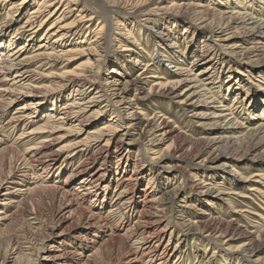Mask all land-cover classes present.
Returning a JSON list of instances; mask_svg holds the SVG:
<instances>
[{
    "label": "bare ground",
    "instance_id": "bare-ground-1",
    "mask_svg": "<svg viewBox=\"0 0 264 264\" xmlns=\"http://www.w3.org/2000/svg\"><path fill=\"white\" fill-rule=\"evenodd\" d=\"M164 1L165 0H39L37 4L30 9V14L22 25L24 29L20 31L21 33L13 30L12 34L16 33V35H12L11 31L9 33L5 30H1L2 32L0 31V107L5 106V108L8 109L11 102L19 98L24 99L28 97L26 101H29L18 106L7 119L5 125L13 124L14 126H18L23 121L27 123L32 122V117L35 112L32 110L33 107H39L40 111L45 112V115H47L46 121L40 126L22 131L17 136V140H22L23 143L28 146L21 153V159L18 161L19 164L16 165L18 173H10L11 176L8 175L6 179L1 180L0 185L12 182L13 177H16V179L22 178L28 174L39 172V170L38 177L40 179L44 176V173L45 176L48 177L54 173V168L59 161L67 163L65 168L70 167V171L66 173L62 183L58 185L53 184L55 186L42 185V187L54 190L58 195V199L62 201L60 210L66 215L61 217L60 222L69 219L73 204L83 208V206L80 205V201L90 198V200L94 202V206L90 211L87 208L82 209L84 213L83 223L89 226L90 234L92 235L95 234L94 228L99 225H101V227L108 226L110 229H113L114 233H107L106 242L112 243L115 240L127 242L128 248L125 253L123 252L124 255L122 257V259H124V264H167L170 258L179 252L177 248L170 245L169 239L166 241L164 240L168 232L169 223L154 228L151 231H148V228L157 222L164 221L169 216V212L171 211L170 205L167 206V204H170L173 197L183 190L179 185L182 180L185 182L187 179L192 178L194 185L208 188V190L217 189L216 185L221 184V182H211V179L208 178V172L210 171H202L201 177H199L200 175L198 174H192L190 170H192V168H197L195 163L190 162L186 164V168H184V166L180 168L181 164L178 163L179 161H176L173 167L170 166L176 170L175 173H177L180 178L176 189L171 188L169 190L170 193L163 191L166 196L159 197L153 195L155 194L153 193L155 189L152 188V185L146 186L143 192L138 188L137 182L141 179V173H138V170L142 167V162L140 159H132L130 154L127 153V148L125 151H122L124 145L128 144L130 146L131 143L137 142L140 150L152 152L151 150L153 148H148L146 142L157 140L164 141L175 133V126L172 127L170 120L164 115L153 114L146 118L142 110L137 107L135 98L142 84L147 82L151 84L148 88V94L156 88L162 96L176 98V102L180 105L188 104L195 107L196 112L193 109L194 113H191L190 116L198 113L194 115L200 117V122L198 124L200 126L210 127V131H206L199 138L202 145L200 150L196 153V156L199 158L203 155V152H208L204 158L198 161L201 164L200 166L205 165L204 163L207 161L208 156H213L214 160L218 162L221 157L226 156L224 149L230 148V152H236V154H247L251 150L250 146L252 145L250 140L245 138L256 140L252 142V147L254 149L264 146V122L260 121L258 124L247 128L241 135H238V129L243 127V124L240 122L238 123L236 116L233 115L234 113L231 110L232 104L230 106L224 105L223 101L213 94V87H211L209 80L210 75H205L207 72H213V69L218 66L220 52H217V59L215 62H213L215 52L209 53L208 55L205 52L199 55L194 54L192 56V61L196 62V65L199 66L198 68H201L196 73L192 72L189 68L183 67V64L179 62L170 64V68L175 74V78L170 81H163L162 76L157 77L155 74H148L149 76L147 77L144 76L148 73L149 66L153 63H141L137 58L133 60L129 58L128 61L135 64L138 62L143 68L137 71L134 78L124 80V82L119 81V77H122V75L126 73L125 68L127 66V61L121 60L123 57L121 54L119 55V59L112 64L113 66L109 69L108 74L101 72V66L99 64L101 58L94 52L96 47L89 45L93 42L99 44V41L102 40L100 44L105 48L111 38H113L114 29L120 28V26H122L121 29H124L127 38L133 39L132 29L127 28V25L122 22L123 19L120 20L116 16L126 14L133 19L138 20L142 19V17L146 19V17L150 15H156L157 11L162 8L161 5H163ZM253 1L256 3L260 2L264 6V0ZM27 2V0H0V6L5 5V3H10L7 14L11 15L9 19L13 18V21H15L17 15H19L17 14L19 8L23 7ZM32 2H35V0H32ZM225 2L227 3L226 5L223 6V4H220L217 6L215 3L212 5L213 3H207L204 0H172L170 6L177 9L180 13L193 12L199 28L205 35H208V37L203 40L204 46L209 43V40H213L215 47H219V44L216 43L221 42L225 49L222 53L228 56L231 61L235 60V58L243 57V54L258 55L263 53L264 35L262 37L258 36V38H255V36L260 33L264 34V20H261L262 16L257 15V10L254 5L250 2V4L241 3L242 0H228ZM73 4L77 5V7H72ZM14 8L15 10L11 12L10 10ZM74 11L75 16L73 18L69 20L65 19L64 16L66 14L70 12L73 13ZM128 16L126 20L129 19ZM255 16L261 18L256 19ZM51 17H53L52 20L48 23L43 32L45 38H43L44 40L42 42L38 43L40 45H38L35 51L40 48H51L55 44H57V46H62V44L68 41L71 43L73 41L78 42L79 39V42H85V40L81 38L83 33L85 37L91 34L89 41L84 43L85 46L78 45L77 48L69 47L64 50L58 49L48 52H46L47 49H44L39 50L31 56L24 55L23 50L26 49L25 46L28 45L26 42L35 39L39 33L37 30H39L41 25L47 20L49 21ZM135 24L138 25V23ZM9 27H11V22L6 24L4 29ZM73 30L75 31L73 32ZM23 36H28L27 39H24L25 42L19 43L10 49V47L17 42L15 37L19 40V38ZM76 36L77 38L75 39ZM237 36H243L247 39L236 41L235 37ZM247 36L250 37L248 38ZM176 45L175 42H172V47H176ZM205 47L207 51L209 47ZM130 49L128 45H123L121 51L125 52ZM76 54H86L88 56L97 57L94 61L89 58L88 61L80 63L71 69H66L62 66V70L51 72L53 78L49 88L52 90L50 92L43 93L39 91V86L30 84L29 80L33 78L34 74H38L37 70L33 71L30 69V64L35 62V60L42 61L38 67L44 65L54 67L58 64H63V61L67 63ZM207 56H209L208 59ZM245 63L246 62L243 64ZM238 66L240 70L243 69L240 67L241 65ZM261 66L262 65H257L255 68H263ZM12 69L16 71L10 78L6 77L7 71ZM259 71H255V73L250 71L246 72L247 75L252 76L254 79L257 78L254 75L264 78V75L261 73L262 71ZM231 73L233 72L230 71L228 73L229 78L232 77ZM105 76L109 78L106 79L107 77L105 78ZM148 77H152V79L149 81ZM4 82H7L8 86L3 87L2 85ZM182 86L184 87L181 88L179 92L178 89ZM65 89L70 90L68 97L59 105L56 110L58 113L54 114L56 107L55 102H57L61 96H59L60 93L58 94L57 92L64 91ZM71 89L74 91V94L71 93ZM131 89L135 91L133 96L125 100V94L131 91ZM91 90L93 91L91 95H89ZM41 92L43 95H41ZM113 97H118V100H113ZM111 107L112 109H110ZM107 109L110 112L112 111V114L107 120L99 124L96 128H89L97 119L107 116V111H105ZM123 110H126V115L124 116L123 113H121ZM207 116L210 118H207ZM221 121L225 122L224 125L226 127L217 128V126H221ZM137 130H140L139 138L129 141L128 136ZM57 133H61L59 137H62L63 134L64 137L74 134L77 135L76 137L78 138L75 137L69 144L56 147L55 142L59 140L58 137L55 136ZM222 143H224V145L220 147ZM181 150L179 146H176L175 153ZM111 151L116 153V164L123 160L119 163L118 167L114 169H109L107 164L110 159L109 156ZM154 153L158 154L157 156L151 157L150 160L155 158L160 161L165 157L159 154V152ZM77 154L84 155L83 161L71 167L70 162ZM180 155L181 154H171L174 158H178ZM101 158L102 164L95 167V163ZM131 162L133 163L134 170L132 169L133 171L128 174L126 170ZM187 167L191 169L189 170ZM119 170H121L120 173H118ZM148 170L152 171V168ZM113 172L117 173L115 176L117 180L115 185H123V188L119 192L122 194V200L119 203L111 200L109 203L111 205L107 213L103 214L101 212L102 206L105 204V199L103 198H107L105 190L109 188L112 181L110 174H113ZM123 172V176L120 177V174ZM235 174L236 176L238 175L239 179H244V181H250L252 179L247 178L248 176L241 178L242 174ZM15 175H18V177ZM203 176H205V179H203ZM253 176L256 177L252 180L253 182L260 183V181H264V171L261 169L254 173ZM133 181L134 184L132 183ZM74 182L79 185L75 188V191L69 192V187ZM221 189L224 188L218 189L221 195L225 194L230 196V194H237L235 191L232 193ZM32 190H34L33 187L27 185L24 187H13L7 190L1 202L0 221L8 218L7 209L11 205H18L20 203L17 196L22 198L26 196V194L28 195ZM247 190L262 195V197L264 196V192L261 191L256 183L249 184ZM14 193H16V195H14L15 197L13 196ZM141 193H143V197L139 203V196ZM205 193L210 194L208 192ZM101 195L103 196L102 199H100ZM244 195L247 196L246 194ZM115 198H119V195ZM212 201L213 200L206 199V206L211 207L213 204ZM262 204H264V201H262ZM137 205L139 208L138 213L133 220L130 221L131 224L124 229V234L116 233L122 228L123 223H127L130 220ZM260 208L264 211V207ZM212 213L213 212H204V215H208L207 218L194 221L197 223L195 231L198 232L200 236L206 238L205 242H207V244H209V242L215 244L219 242L217 239L221 237H224L225 241L227 240L228 242L234 238V236H243L241 250H236V252L239 253L236 254L237 257H235L242 258L247 263L258 264V259L251 260V256H254L255 251L258 250L253 246V240L258 236L264 235V224L246 228L242 225H234L232 222L234 218H232L227 225L222 226L217 223V217L213 216ZM113 217H118L119 221L115 222ZM253 234H255V237ZM61 238V231L57 233L52 226L47 236L40 241L26 240L23 242V246L21 245L20 247L17 243L11 245L10 249L4 253L0 264H20L24 256H26L29 261V263L25 262L27 264H35L37 260H41L39 264H48L49 262H47V260L57 262L55 260L64 259L68 255H73L77 258L83 256V253L79 250L59 248L58 246L61 245ZM57 239L60 241L58 240L57 242ZM83 241L82 244H85L88 248L91 245H97L92 238L87 239L83 237ZM66 261L67 260H65V262Z\"/></svg>",
    "mask_w": 264,
    "mask_h": 264
},
{
    "label": "rangeland",
    "instance_id": "rangeland-1",
    "mask_svg": "<svg viewBox=\"0 0 264 264\" xmlns=\"http://www.w3.org/2000/svg\"><path fill=\"white\" fill-rule=\"evenodd\" d=\"M27 1L28 2L23 5V7L19 8V11L17 12L19 15H17V17L15 16V21H13V18L9 19L11 15L7 14L10 3H5V5L0 6V31L5 30L7 33L11 31V34L13 30L15 32L23 31L24 27H22V25L29 16L30 9L35 6L39 0H35V2H32V0ZM171 1L172 0H165L163 5H161L162 8L157 11V14L150 15L149 17H146V19L142 17V19L137 20L126 14L116 16L120 20L123 19L122 22L127 25V28L132 29L133 39L127 38L124 29H121L122 26H120V28L118 27L114 29L112 35L113 38H111L105 48L100 44L102 40L99 41V44L93 42L89 45L96 47L94 52L101 58V62L99 63L101 66V72L108 74L109 69L113 66L112 64L119 59V55L121 54L123 55L121 60L127 61V66L125 68L126 73L122 75V77H119V81L124 82V80L134 78L137 71L143 68L138 62L135 64L128 61L129 58L132 60L137 58L141 63H153L149 66L148 73L144 76L147 77L149 76L148 74H155L157 77L162 76L163 81H170L175 78V74L170 68V64L179 62L183 64V67L189 68L192 72L196 73L201 68H198L199 66L196 65V62L192 61V56L194 54L199 55L205 52L208 55L209 53L215 52V57L213 58V62H215L217 59V52H220L218 66L213 69V72H207L205 76L210 75L209 80L211 87H213V94L219 97L224 105L230 106L232 104L231 110L234 113L233 115L236 116L238 123L240 122L243 124V127L239 129L237 128L239 131L237 134L241 135L250 126H254L260 121L264 122V78L254 75L257 77L254 79L252 76L247 75L246 72L250 71L255 73V71L261 70L262 72H259L264 75V51L258 55L243 54V57H238L231 61L228 56L222 53L225 50L222 43H216L219 44V47H215L213 40H209V43L205 45L209 47L206 51L203 40L208 37V35H205L199 28L198 22L195 19V14L193 12L180 13L177 9L170 6ZM204 1L207 3H213L212 5L215 3L217 6L220 4H223L224 6L227 4L225 1L228 0ZM249 2L256 8L257 15L262 16L261 20H264V6L260 2L256 3L253 0H242L241 3L248 4ZM72 7L76 8L77 5L73 4ZM14 10L15 8L10 11L13 12ZM74 16L75 11L66 14L64 17L69 20ZM127 16L129 19L126 20ZM259 16H255L256 19L261 18ZM53 17L41 25L39 30H37L39 33L35 39L26 42L28 45L25 46L26 49L23 50L24 55L31 56L39 50L44 49H47L46 52H48L50 50H64L69 47L77 48L78 45H84V43L89 41L91 34L85 37L83 33L81 38L84 39L85 42H79L80 39L78 42L72 40V43L68 41L67 43L62 44V46H57V44H55L53 47L49 46L51 48H40L35 51L38 48V45H40L38 43L44 40V29ZM9 22H11V27L4 29L5 25ZM135 23H138V25ZM74 31L75 30H73V32ZM260 34L256 35L255 38L264 35ZM12 35H16V33H13ZM27 37L28 36H23L22 38H19V40L15 37L17 42H15L10 49L19 43H24V39H27ZM247 37L249 38L250 36ZM76 38L77 36L75 39ZM244 39L247 38L243 36L235 37L236 41H243ZM172 42L177 44L176 47H172ZM123 45H128L131 49L122 52L121 48H123ZM209 56H207V59ZM96 57L97 56H88L86 54H76L67 63L63 61V64H58L54 67L46 65L38 67L42 61L35 60V62L30 64V69L33 71L37 70L38 74H34L29 82L30 84L39 86V91H42L43 93L50 92L52 90L49 88L53 78L51 72H58L63 68L71 69L80 63L88 61L89 58L94 61ZM244 62L246 63L243 64ZM238 65H241L240 67L243 69L240 70ZM257 65H262L261 67L263 68H255ZM15 71V69L7 71L6 77L10 78ZM230 71L233 72L231 73V78L228 77ZM105 78L108 79L109 77L105 76ZM148 79L150 81L152 77H148ZM150 85L149 82L142 84L138 95L135 98L137 107L142 110L146 118L153 114L164 115L170 120L172 127L175 126V133L164 141L157 140L146 142L148 148H153L151 150L152 152H144L140 150L137 142H133V144L131 143L130 146L125 144L123 149L121 148L122 151H125L127 148V153L130 154L132 159H140L143 163H141L142 167L140 166L141 168L138 170V173H141V179L137 182L138 188L143 192V189H145L146 186L152 185V188L155 189L153 192L155 194L153 195L159 197L166 196L163 191L170 193L169 190L171 188L176 189L180 178L177 173H175L176 170L171 168L176 161H179L178 163L181 164L180 168H183V166L186 168L187 163H195L197 165L196 169L192 168V170H190L191 168H188L189 166L187 167L192 174H198L200 175L199 177H201L202 171H210L208 172V178L211 179V182H221V184L216 185L217 189L208 190V188L202 186L197 187L194 185L192 178L187 179L185 182L182 180L179 185L183 190L173 197L170 204H167V206L170 205L171 212H169V216L164 221L157 222L148 228V231H151L154 228L169 223L168 232L166 233L164 240L166 241L169 239L170 245L177 248L179 252L174 254L167 264H254L247 263L242 258H236V254L239 253L236 252V250H241L243 236H234V238L228 242L227 240L225 241L224 237H221L217 239L219 242L215 244L209 242V244H207V242H205L206 238L200 236V234L195 231L197 223L194 221L207 218L208 215H204V212H213V216L217 217V223L222 226L227 225L232 218H234V220H232L234 225H242L246 228H252L254 225L264 224V211L260 208L264 207V204H262L264 196L262 197V195L247 190L249 184L256 183L261 191L264 192L263 180L260 181V183L252 181L256 178L253 176L254 173L259 171V169L264 171V146L254 149L252 147V142H255L256 140L245 138L247 140L249 139L252 145L250 146L251 150L247 154H236V152H230V148L226 150L221 148L225 151V157H221L217 162V160H214L213 156H208L207 161L204 163L205 165L200 166L201 164L198 161L201 160V158H204L208 152H203V155L199 158L196 156V153L200 150L202 145L199 138L206 131H210V127L200 126L198 124L200 122V117L194 116L198 113L190 116L191 113H194L195 107L188 104L180 105L176 102V98L164 97L156 88L148 94V88ZM2 86H8V83L4 82ZM183 87L184 86L180 87L178 91L180 92ZM92 91L93 90H91L89 95H91ZM42 92L41 95H43ZM69 92L70 90L68 89L57 92L58 94L60 93L59 96H61L58 101L55 102L56 107L54 114L58 113L56 110L59 105L67 99ZM134 92L135 91L132 89L131 91H128L125 94L124 99H129L130 96H133ZM71 93L74 94L72 89ZM27 98L28 97L24 99L19 98L16 101H12L8 106V109H6L5 106L0 107V181L6 179L10 173H18L16 165L19 164L18 161L21 159V153L28 145L24 144L22 140H17V136L22 131L40 126L47 119L45 112H41L39 107H33L34 109L32 108V110L35 112L32 117V122L27 123L26 121H23L18 126H14L13 124L5 125L7 119L18 106L29 102L26 101ZM113 100H118V97H113ZM110 109H112V107ZM105 111H107V116L97 119V121L89 126V128H96L99 124L107 120L112 114V111L110 112L108 109ZM125 112L126 110L121 112L123 113V116L126 115ZM207 118L210 117L207 116ZM221 123V126H217V128L226 127L224 125L225 122L221 121ZM139 132L140 130L132 132L128 136V140L132 141L135 138H139ZM60 135L61 133L55 134L59 139L55 142L56 147L69 144L77 136L71 134L64 137L63 134L62 138L59 137ZM223 145L224 143H222L220 147H223ZM176 146H179L182 149L178 153H175ZM154 152H159V154L164 155L165 157L160 161L155 158L150 160L151 157L157 156L158 153ZM114 153L115 152L111 151L109 156L110 159L107 163L109 169L117 168L119 163L123 161L121 160L116 164V153ZM171 154L181 155L178 158H174ZM83 157L84 155L77 154L70 162L71 167L75 166L77 163H81ZM100 164H102V158L97 160L95 167L100 166ZM66 165L67 163L59 161L54 168V173L48 177H46L44 173V176L40 179L38 177L39 170V172L28 174L22 178L16 179V177H13L12 182L0 185V207H2V198L5 196L4 193H6L7 190L12 189L13 187H24L26 185L33 187L34 189L22 198L17 196L20 203L18 205H11L7 209V215H9L8 218L0 221V261L4 253L10 249L11 245L17 243L20 247L21 245L23 246V242L26 240L40 241L47 236L49 230L53 226L57 233H60V231L62 233L61 241L57 239V242L58 240L61 242V245L58 247L67 250H79L83 253V256L77 258L73 255H68L64 259L55 260L57 262L47 260V262H49L48 264H124V259H122V257L128 248L127 242L120 240H115L112 243L106 242L107 233H114L113 229H110L108 226L101 227V225H99L94 228L95 234L92 235L90 234L89 226L83 223L84 213L82 212V209L87 208L90 211L94 206V202L90 200V198L80 201V205H82L83 208L73 204V212L71 211L69 219H66V222H60L61 217L66 215L60 210L62 201L58 199V195L54 190L42 187V185L55 186L62 183L65 179L66 173L70 171V167L65 168ZM149 168H152V171L148 170ZM132 169L134 170L133 163L131 162L126 173H131V171H133ZM120 172L121 170H119L118 173ZM235 173L242 174L241 178L248 176L247 178L252 179L250 181H244V179H239L238 175L236 176ZM123 174L124 172L120 174V177L123 176ZM110 175L112 181L109 188L105 190L107 198H103L105 199V204L101 209L103 214L107 213L109 206L111 205L109 204L111 200L116 203H119L122 200V194L119 192L123 188V185H115L117 181L115 176L117 173L113 172V174ZM15 176L18 177V175ZM203 179H205V176H203ZM132 183L134 184V181ZM78 185V183L74 182L71 184L68 191H75V188ZM219 188H224L221 190H226L232 193L235 191L237 194H230V196L225 194L221 195L218 191ZM205 192L210 194H206ZM14 195H16V193H14L13 196ZM102 195L100 196V199H102ZM117 195H119V198H115ZM142 197L143 193L139 196V203L141 202ZM206 199L213 200L211 207L206 206ZM138 205L132 213L130 220L127 223H123L122 228L116 233L124 234V229L131 224L130 221H132L138 213ZM113 220L117 222L119 221V218L113 217ZM253 235L255 237V234ZM83 237L94 239L97 245H91L89 248L86 247L85 244H82V242H84ZM253 246L258 250L255 251L254 256H251V260L258 259V264H264V235L254 238ZM65 260L67 261L65 262ZM40 261L41 260H37V263L35 264H39ZM25 262L29 263L26 256L23 257L20 264H27Z\"/></svg>",
    "mask_w": 264,
    "mask_h": 264
}]
</instances>
